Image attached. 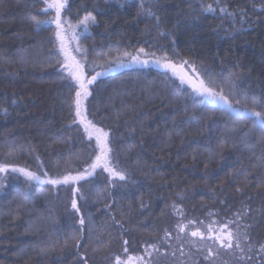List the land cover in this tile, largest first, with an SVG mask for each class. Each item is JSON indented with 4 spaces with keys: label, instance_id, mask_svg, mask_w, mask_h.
Returning a JSON list of instances; mask_svg holds the SVG:
<instances>
[{
    "label": "trees",
    "instance_id": "trees-1",
    "mask_svg": "<svg viewBox=\"0 0 264 264\" xmlns=\"http://www.w3.org/2000/svg\"><path fill=\"white\" fill-rule=\"evenodd\" d=\"M204 4L215 11H204ZM44 7L43 0H0V104L8 109L0 111V163L56 176L66 167H82L92 148L83 126L71 123L70 81L52 56L56 51L64 59L55 25L38 30L30 19H50ZM220 7L227 11L221 12L215 0H156L157 27L139 14V0H67L62 19L79 38L77 48L88 51L89 74L96 64L144 48L177 63L181 58L195 62L217 81L235 74L236 91L251 106L253 97H264V0H220ZM89 14L96 23L89 22L85 31L81 21ZM75 53L81 59V52ZM169 76L153 66L125 67L90 86L87 118L110 131L114 158L128 180L110 187L107 173H99L81 182L84 199L78 203L97 227L112 225L109 231L92 240L86 233L82 242L72 239L81 226L68 188L0 173V264H78L77 243L89 264H114L116 255L139 264H259L238 260L239 250L189 234L199 229L207 236L210 223L216 228L233 213L247 211L241 224L251 225L253 243H264V146L251 135L250 122L201 110L191 89L189 94L177 90ZM210 212L218 215L209 217ZM179 220L185 233L175 230ZM165 230L172 238H165ZM148 243L159 251L147 249V255ZM208 248L217 254L205 259Z\"/></svg>",
    "mask_w": 264,
    "mask_h": 264
},
{
    "label": "snow or ice",
    "instance_id": "snow-or-ice-1",
    "mask_svg": "<svg viewBox=\"0 0 264 264\" xmlns=\"http://www.w3.org/2000/svg\"><path fill=\"white\" fill-rule=\"evenodd\" d=\"M45 5L43 11L49 16L50 19L39 20L35 16H31L30 19L36 25L37 29H42L43 26L55 25L53 35L57 42V50L63 54V61L56 56V51H53L52 56L55 58V63L62 64L63 70L66 72V79L70 81L67 85L69 89V112H74V117L71 123L83 126V130L89 141V146L92 148V156L82 167H78L75 170L65 168L62 173L58 171L56 176H50L47 171L42 174H37L24 167H18L8 163H0V173H20L29 182H38L45 185H51L53 189L59 190L60 187L68 188L71 191V209L79 216L80 229L79 237H72L74 240L83 241L85 233L89 240L94 239L98 233L102 231H109L112 225L107 222L100 224L98 227L92 223L91 215L87 218L81 214V206L78 201L84 199L81 192V182L91 181L99 173H107L106 180L110 187H116V182H126L128 180V173L126 170L119 167L118 162L114 158V149L112 147V137L110 131L105 130L103 127L97 126L93 121L87 118L86 101L88 97L92 95L90 86L93 85L98 78L106 76L109 72L118 71L125 67H148L150 64L157 68L163 69L165 74L171 73L168 77L170 83L177 88V90L189 94L187 89H191L190 96L193 99V103L196 104L201 110H208L210 112L223 113L233 120L244 121L246 124H252V136H257L256 143L264 146V97L260 100H256L254 97L251 99V106H249L248 97L242 98L241 94L237 93L235 81V74H231L227 79L221 75L219 81L213 78L212 74H209L206 70L200 69L195 62H191L187 59L181 58L179 62L172 60L167 54L160 57H156L155 53L149 54L144 48H139L135 53L126 52L122 55H117L112 59L106 60L103 64H96L93 69L94 74H89L86 71V64L88 62L87 49L77 48L76 51L81 52V59L70 57L65 46V39L67 32L65 30V21L62 19V12L67 6V0H43ZM216 7L220 8L221 12L227 10L220 7V0H215ZM156 0H139V14L144 15L150 19H154L159 27L160 17L155 11ZM204 11L212 12L215 8L212 4H204L201 6ZM54 12V15H52ZM95 24L96 17L89 14L87 15L82 24L85 25V31H87L88 23ZM71 27V25H68ZM164 35V33H161ZM151 55V59H148ZM142 57H144L142 59ZM96 69H101L96 71ZM191 73V74H189ZM175 78V79H173ZM178 80L179 84L175 81ZM185 86H187L185 88ZM74 92V96L72 93ZM11 103H15L12 101ZM0 111L5 114L8 109L3 104H0ZM245 142L249 139V133H245L243 136ZM59 170V165L55 166ZM207 167V165L205 166ZM97 198L102 199L100 193H97ZM182 198V195L180 196ZM110 208V205L108 206ZM144 202H141V208H145ZM178 213H183L182 208L173 203L171 206ZM218 215L215 212H210L209 217ZM248 212L243 213L236 212L226 220H221L216 228L212 227L210 223L208 226V234L199 230H192L190 237L199 238L200 242L206 239L212 240L214 243H218L219 247L225 250H239L240 255L237 257L240 261H253L258 260L259 264H264V243H253L248 229L251 227L249 224H241V219L247 216ZM110 220L113 224H118L120 228H123V224H119L115 216H111ZM87 221V222H86ZM197 221L188 220V224H194ZM198 223H203L199 221ZM213 223H216L213 221ZM234 226V227H233ZM186 225L183 220H179L175 225V230L178 233H185ZM110 234V233H109ZM164 236L166 239L172 238V234L165 230ZM194 247H197V241H190ZM123 251H128V240L122 241ZM103 244V241H101ZM81 243H77L78 249V264H89L88 253H79ZM146 254L151 255V252H147V249H152L158 252L159 247L156 243L146 244ZM199 250V248L197 249ZM217 253H214L211 248L207 249V256L213 257ZM175 255V253H173ZM181 255L183 250L181 249ZM114 264H125V261L119 255L113 257Z\"/></svg>",
    "mask_w": 264,
    "mask_h": 264
},
{
    "label": "rangeland",
    "instance_id": "rangeland-1",
    "mask_svg": "<svg viewBox=\"0 0 264 264\" xmlns=\"http://www.w3.org/2000/svg\"><path fill=\"white\" fill-rule=\"evenodd\" d=\"M67 26H65V30L67 32L66 39L68 41H70V44H68L67 41H65V46L67 48L69 56L70 57H75L77 59V57L75 55L76 54L75 51H76V48H77V42H78L79 38H76V35L73 34L71 28L67 27ZM143 58L144 57H142V59ZM147 58L149 59L151 57H147ZM189 74H191V73H189ZM139 263H140V261L138 259L134 258V257L125 260V264H139Z\"/></svg>",
    "mask_w": 264,
    "mask_h": 264
},
{
    "label": "water",
    "instance_id": "water-1",
    "mask_svg": "<svg viewBox=\"0 0 264 264\" xmlns=\"http://www.w3.org/2000/svg\"><path fill=\"white\" fill-rule=\"evenodd\" d=\"M149 66H153V67L157 68L156 66H154V65H151V64H150ZM121 69H122V68H121ZM162 70H163V69H162Z\"/></svg>",
    "mask_w": 264,
    "mask_h": 264
}]
</instances>
